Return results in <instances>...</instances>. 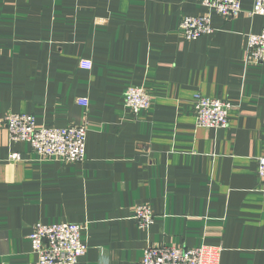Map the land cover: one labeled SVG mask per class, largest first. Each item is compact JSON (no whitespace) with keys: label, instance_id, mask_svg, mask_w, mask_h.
<instances>
[{"label":"crops","instance_id":"0c3cea01","mask_svg":"<svg viewBox=\"0 0 264 264\" xmlns=\"http://www.w3.org/2000/svg\"><path fill=\"white\" fill-rule=\"evenodd\" d=\"M203 1L0 0V120L88 124L77 163L42 158L0 128V264H37L33 227L63 222L85 228L79 264H142L149 246L264 264V65L247 63L264 16L242 0L239 18L213 15L212 35L186 41L180 22L204 15ZM130 87L152 108H127ZM196 94L232 104L227 128L197 127ZM143 204L155 215L144 230Z\"/></svg>","mask_w":264,"mask_h":264},{"label":"built area","instance_id":"2783aa9c","mask_svg":"<svg viewBox=\"0 0 264 264\" xmlns=\"http://www.w3.org/2000/svg\"><path fill=\"white\" fill-rule=\"evenodd\" d=\"M206 12L202 16H186L179 25L181 36L186 41H196L212 35V16L237 19L241 16L242 0H204ZM249 16H264V0H254ZM247 63L264 65V28L260 34L250 35L247 40ZM125 106L134 113L149 110L154 104L153 96L144 87H130L124 94ZM77 103L89 107L88 98H79ZM232 104L196 94L194 108L196 125L207 130L225 129L229 126ZM1 121L0 128L9 133L12 142H26L42 158H56L66 163L82 162L86 156L88 124L70 125L63 128H46L37 124L30 114L11 113ZM11 159L19 161V154ZM258 174L263 183L264 158L258 159ZM134 219L139 228L148 229L155 223L150 205L135 208ZM84 226L63 222L55 225L37 223L30 236L32 251L37 255V264H79L86 255L87 246L82 241ZM142 264H220L217 248L202 246L187 249L176 246H149L144 250Z\"/></svg>","mask_w":264,"mask_h":264}]
</instances>
